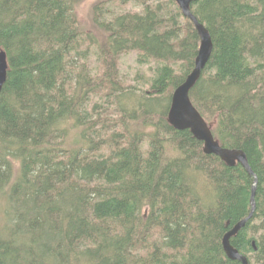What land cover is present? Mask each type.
<instances>
[{"label": "trees", "instance_id": "obj_1", "mask_svg": "<svg viewBox=\"0 0 264 264\" xmlns=\"http://www.w3.org/2000/svg\"><path fill=\"white\" fill-rule=\"evenodd\" d=\"M112 1L0 0V264H242L222 239L255 177L231 243L264 264V0L191 3L214 44L191 100L252 174L169 123L194 23L172 0Z\"/></svg>", "mask_w": 264, "mask_h": 264}, {"label": "water", "instance_id": "obj_2", "mask_svg": "<svg viewBox=\"0 0 264 264\" xmlns=\"http://www.w3.org/2000/svg\"><path fill=\"white\" fill-rule=\"evenodd\" d=\"M175 1L185 17L189 18L195 25L200 37V46L195 59L194 68L185 81L173 91L171 104L168 111L169 123L177 130H190L193 136L203 142V150L206 154H215L225 163L234 166L241 164L249 174H252L245 152L238 148L222 146L216 140L208 123L193 104L190 92L201 78L214 49L213 40L207 27L201 23L191 11V3L197 0H172ZM8 60L5 50L0 49V92L7 80ZM257 178L255 177L252 187L251 203L252 210L248 217L239 221L232 229L223 236L222 243L227 256L233 260H239L242 264H249L248 258L242 255L231 243L235 236L246 222L253 216L255 210V190Z\"/></svg>", "mask_w": 264, "mask_h": 264}, {"label": "rangeland", "instance_id": "obj_3", "mask_svg": "<svg viewBox=\"0 0 264 264\" xmlns=\"http://www.w3.org/2000/svg\"><path fill=\"white\" fill-rule=\"evenodd\" d=\"M90 2H92V0H90ZM89 3H86L82 6V9H81L82 18L83 17L86 18V13H87L88 7L90 5ZM107 7L110 8L111 11L113 10V12L123 11V10H126V11H140L141 10V8L139 6H137L133 3H129V4L121 7V6H119L118 0H113L112 2H110L107 5ZM110 16H111V14L107 15V17H110ZM138 66L139 65L137 63V54L136 53L131 52V53L122 55L120 58V68H119L120 75L125 80H131L133 77V74H134V72Z\"/></svg>", "mask_w": 264, "mask_h": 264}, {"label": "bare ground", "instance_id": "obj_4", "mask_svg": "<svg viewBox=\"0 0 264 264\" xmlns=\"http://www.w3.org/2000/svg\"><path fill=\"white\" fill-rule=\"evenodd\" d=\"M133 10V9H132ZM255 248V247H254Z\"/></svg>", "mask_w": 264, "mask_h": 264}]
</instances>
